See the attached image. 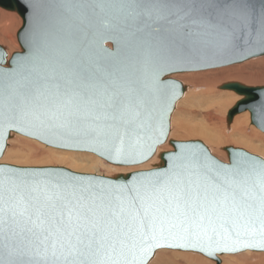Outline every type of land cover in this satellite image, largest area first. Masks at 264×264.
Returning <instances> with one entry per match:
<instances>
[{"label":"water","instance_id":"95a60500","mask_svg":"<svg viewBox=\"0 0 264 264\" xmlns=\"http://www.w3.org/2000/svg\"><path fill=\"white\" fill-rule=\"evenodd\" d=\"M20 52L0 45V160L19 135L92 154L107 177L0 164V264H150L160 250L264 253V159L169 140L188 88L175 76L264 57V0H0ZM264 133V86L219 87Z\"/></svg>","mask_w":264,"mask_h":264},{"label":"rangeland","instance_id":"374dc122","mask_svg":"<svg viewBox=\"0 0 264 264\" xmlns=\"http://www.w3.org/2000/svg\"><path fill=\"white\" fill-rule=\"evenodd\" d=\"M3 13L11 14L15 12L7 11V10L0 8V24H2V21L4 20ZM15 15L19 18L20 24H18L16 21L14 25L10 29H8V31H6V35L8 37L10 38L13 37L14 40H16L15 45L10 44L8 38L0 36V45L3 47H6V50L9 52V54H13L15 52L21 51L17 34L23 25V20L17 13H15ZM263 59L264 57H260V58L250 60V62L254 61L251 63L247 61L242 64L224 67L220 69L233 68L235 69L237 74L244 75V73L241 72L240 69L244 68L245 65H248V66H251V68L247 69L246 72H251L252 74L257 75L256 77L261 76V78H264V60ZM220 69L209 70V71H204V72H196V73H185V74H180V75L175 76V78L180 80L188 88V90L184 98L178 103L176 110L172 116V122H171L172 126H171L169 139H172L173 141H178V142L200 141L210 150L213 156L217 157L221 161L229 162L227 153L223 151L224 148L226 147L239 148V149L245 150L246 152L252 155H255V156H258L264 159V141L262 140L264 139V133L260 132L254 126L251 125V116L248 112L237 115L234 118L232 124L230 125L231 128L230 129L228 128V130L226 131L227 135H229L230 138L225 137V131L223 130V125L227 129V125H228L226 124L227 123V113L241 98L234 92L224 91L225 92L224 93L223 91L219 89V86L220 85L222 86L223 84L228 83L229 81H235V80L233 79L225 80V81L223 80L222 83L218 82L216 84V89L218 88L216 90V93L218 91L217 97L223 96L222 98H224L228 96L229 94V96H234L237 98L235 102H232L230 105H228L229 107L227 106L225 110H223L222 114L217 113L214 107L218 100L215 101L214 99L207 97V95L205 94L207 90L206 85H208V83L200 81L208 77V76H203V75H206V74L211 75L212 73ZM245 75H247V73H245ZM196 76H199L195 78L197 82L190 84V79H194V77ZM247 85L253 86V87H261V86H264V82L259 83L257 81L255 84H247ZM220 118L223 119V121H225L223 122L224 123L223 125L220 122L221 120ZM237 118H240V119L244 118L242 121H240L242 123L245 120V118L247 119V123H244L245 126L242 125L245 131L242 134L237 133V132H231L234 130L237 131L238 126H234L235 119ZM220 126H221V129H220ZM188 130H193V131L196 130L197 133L194 132V133L186 134ZM201 136H204V137H201ZM224 137L231 143H226V140H224ZM25 140H26V137L23 138L19 135H14L9 140L6 153L4 154L3 158L0 160V164H8V165H13V166H18V167H63V168H67L69 170H72L78 173L97 174V175H102V176H107V177H114L116 175L123 174V172H117V170L113 171L112 169L108 168L107 166L109 164L101 159L100 161H102L104 165H107V164L108 165L101 166V167L99 165L96 167L95 166L92 167L91 165H88V164L85 165L84 162H88L87 159L95 160L98 158L92 154L76 153V152L74 154V152H66V151H59V150H55V152H53L51 148L46 147L41 143L36 144L35 142H32L28 139L27 140L30 142H26ZM223 140H224V144H222L223 147L222 146L220 147V152L225 156L220 157L219 154L214 149L217 148L216 145L220 142H223ZM159 149H161L159 153H162L163 151L165 152L166 149L173 150L172 147L168 145V142L166 143V146L164 144ZM62 155L63 157H61ZM84 159H86V161H84ZM158 163H160L159 157H158V162L154 163L152 162V159H151L148 163L144 165H141L138 167H129V168H131V172L140 171V170H150V169H153L156 165H158ZM113 167H116V166H113ZM116 168L124 169L125 171H128L127 170L128 168L126 167H116ZM124 174H127V172ZM168 251L171 252L170 250ZM162 252H166V250ZM179 253H186V252H179ZM251 253H257V252H251ZM193 254H196V253H193ZM241 254H244V256L239 258L240 264H247L250 262H254L253 261L254 257L250 259L251 255H247V253H240L235 256H240ZM261 254H264V253H261ZM196 255L200 256L203 260L210 261V262H213L214 264H217L216 262L203 257L202 255H199V254H196ZM225 256L232 257L233 255L231 256L225 255ZM167 261H168V264H189V262H186L185 259L179 258L177 256L176 257L167 256ZM198 264L200 263L198 262Z\"/></svg>","mask_w":264,"mask_h":264},{"label":"bare ground","instance_id":"6f19581e","mask_svg":"<svg viewBox=\"0 0 264 264\" xmlns=\"http://www.w3.org/2000/svg\"><path fill=\"white\" fill-rule=\"evenodd\" d=\"M2 13V12H1ZM4 14V20L2 21V24H0V36H2V37H5V38H8V40H9V42H10V44H13V45H15V41L16 40H14V38L13 37H8L7 35H6V31H8V29H10L13 25H14V23L17 21V23L18 24H20V20H19V18L15 15V13H11V14H9V13H3ZM9 22V23H8ZM21 29V28H20ZM5 49H6V47H4ZM7 51V50H6ZM8 52V51H7ZM8 55L11 57V55L12 54H9V52H8ZM264 60V59H263ZM250 62V61H249ZM251 62H254V61H251ZM250 62V63H251ZM247 66V67H246ZM260 67H262V66H260ZM251 68V66H248V65H245L244 66V68H242V69H240V71L241 72H243L244 73V75L242 74V75H240V74H237V72L235 71V69H233V68H225V69H220V70H218V71H216V72H214V73H212L211 75H209V74H206V75H203V76H208L207 78H204V79H202V80H200V81H202V82H207L208 83V85H206L207 86V90H206V92H205V94L207 95V97H210V98H212V99H214L215 101H217L216 102V104L215 103H213V104H215V109H216V112L217 113H223V110H225V108L228 106V105H230L232 102H235L236 101V97H234V96H229V94H228V96H226V97H224V98H222V97H217L218 96V91H217V93H216V90L218 89H216V84L218 83V82H220V83H222V81L224 80H231V79H233V80H235V81H229V82H240V83H242V84H245V85H247V84H255L257 81L260 83H262V82H264V78H261V76H258V77H256L257 75H254V74H252L251 72H246V70L247 69H250ZM255 72V71H254ZM245 73H247V75H245ZM257 74V73H256ZM211 76V77H210ZM197 77H199V76H196V77H194V79H190V84H193L194 82H197L196 80H195V78H197ZM199 82V81H198ZM187 83V82H186ZM188 86V85H187ZM212 86H214V87H212ZM221 86V85H220ZM219 86V87H220ZM248 86V85H247ZM253 87V86H252ZM221 92V91H220ZM224 92V91H223ZM227 92H229V91H227ZM225 93V92H224ZM221 94V93H220ZM223 94V93H222ZM212 101V100H211ZM210 101V102H211ZM212 104V105H213ZM229 107V106H228ZM208 110H210V109H208ZM208 115V114H207ZM248 116V115H247ZM210 117V116H209ZM240 117V116H239ZM211 118V117H210ZM218 119V118H217ZM221 119V118H220ZM244 118H242V119H240V118H237V119H235V124H234V126H238L237 127V131H231V132H237V133H240V134H242V133H244L245 131H244V128H243V126H245L244 125V123H247V119L245 118V120L243 121V123L242 122H240V121H242ZM216 120V119H215ZM226 120V119H225ZM220 122H221V124L223 125L224 123L223 122H225V121H223V119H221L220 120ZM227 124V123H226ZM243 125V126H242ZM171 126H172V124H171ZM228 128L230 129L231 127L229 126V125H227V129H226V127L223 125V130L225 131V137H228V138H230V136L229 135H227V130H228ZM220 129H221V126H220ZM224 131H223V133H224ZM197 133L196 132V130L195 131H193V130H188L187 132H186V134L187 133ZM202 132V131H201ZM191 135V134H190ZM194 136V135H193ZM198 136V135H197ZM21 137H23V136H21ZM175 137V136H174ZM196 137V136H195ZM201 137H204V136H201ZM224 137V140H226V143H231L230 141H228L226 138ZM23 138H25V137H23ZM192 138V137H191ZM198 138V137H197ZM200 138V137H199ZM30 140V141H32V142H35L36 144H40L39 142H37V141H35V140H32V139H29V138H26V142H30V141H28V140ZM175 139V138H174ZM262 139V138H261ZM23 140V139H22ZM169 140H172V139H169ZM224 140H223V142H220V143H218L216 146H217V148H215L214 150L219 154V156L220 157H224L225 155H223L221 152H220V147L222 146V144H224ZM263 141H264V139H262ZM206 141V140H205ZM8 144H9V141H8ZM169 145V144H168ZM165 146H166V144H165ZM223 147V146H222ZM52 149V148H51ZM162 149V148H161ZM161 149H159L158 150V152H157V154L154 156V158L152 159V162H158V154H160L159 152L161 151ZM212 149V148H211ZM53 150V152H55V149H52ZM169 150H171V149H166V151L165 152H167V151H169ZM172 151V150H171ZM224 151V150H223ZM52 152V151H51ZM164 152V151H163ZM6 153V152H5ZM47 153V152H46ZM57 154V153H56ZM55 154V155H56ZM74 154H75V152H74ZM49 155V154H48ZM58 157H60V156H58ZM61 157H63V155L61 156ZM215 157V156H214ZM68 158V157H67ZM217 158V157H216ZM220 160V159H219ZM84 161H86V159H84ZM87 161L88 162H84L85 163V165L86 164H88V165H91L92 167H96V166H107V165H104L103 164V162L102 161H100V158H97V159H95V160H93V159H87ZM223 162H225V163H228V161H223ZM148 163V162H147ZM159 164V163H158ZM108 168H110V169H112L113 171H116L117 170V172H123V174L124 173H129V172H131V168H128L127 170L128 171H125L124 169H119V168H116V167H113V166H111V165H108L107 166ZM106 167V168H107ZM151 168V167H150ZM119 170H121V171H119ZM162 251H164V250H160V251H158L157 253H156V255H155V259L152 261V263H150V264H168V261H167V256H177V257H179V258H182V259H185L186 260V262H189V264H198V262L200 263V264H202V263H204V264H214L213 262H210V261H206V260H203L200 256H198V255H196V254H193V253H179L178 251H171V252H169L168 250H166V252H162ZM169 252V253H168ZM244 253H247V255H251L250 256V259H252V257H254L253 259V261L254 262H250V263H247V264H264V254H259V253H251V251H247V252H244ZM229 256V255H228ZM231 256V255H230ZM244 256V254H241L240 256H235V255H233L232 257H226L225 255H222V256H219V260L221 261V263H223V264H240V259L239 258H241V257H243ZM213 261V260H212ZM215 262V261H214Z\"/></svg>","mask_w":264,"mask_h":264}]
</instances>
